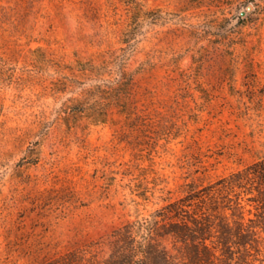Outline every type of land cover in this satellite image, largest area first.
<instances>
[{"label":"rangeland","instance_id":"1","mask_svg":"<svg viewBox=\"0 0 264 264\" xmlns=\"http://www.w3.org/2000/svg\"><path fill=\"white\" fill-rule=\"evenodd\" d=\"M263 156L264 0H0V264L107 258L118 228ZM236 192L189 212L264 264Z\"/></svg>","mask_w":264,"mask_h":264},{"label":"trees","instance_id":"2","mask_svg":"<svg viewBox=\"0 0 264 264\" xmlns=\"http://www.w3.org/2000/svg\"><path fill=\"white\" fill-rule=\"evenodd\" d=\"M214 190L228 194L239 190L236 192L238 197L241 193L249 194L248 201L256 208L255 214L264 218V156L200 189L198 193L167 203L156 214L161 219L135 223V236L131 223L118 228L112 240V252L107 258L94 257L85 262L83 256L70 252L61 256L55 264H241L235 256L233 245L225 241V235L231 234L229 222L220 223L223 239L211 246L207 240L214 235L213 224L198 212H189L194 203L201 205ZM224 196L231 199L229 195ZM212 208L216 210L218 207ZM224 208L230 209L231 203L224 205ZM249 220L252 218L249 217ZM235 222L239 233L244 234V212ZM159 238H172L176 243H181V259L165 250ZM235 242L241 245L240 241Z\"/></svg>","mask_w":264,"mask_h":264}]
</instances>
